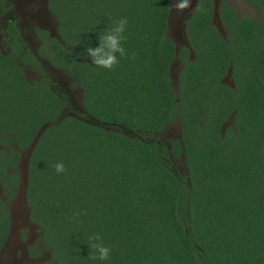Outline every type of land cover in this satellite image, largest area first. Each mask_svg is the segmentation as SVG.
I'll return each mask as SVG.
<instances>
[{"label": "trees", "instance_id": "16d2710c", "mask_svg": "<svg viewBox=\"0 0 264 264\" xmlns=\"http://www.w3.org/2000/svg\"><path fill=\"white\" fill-rule=\"evenodd\" d=\"M247 1L260 22L219 3L224 38L213 0H197L185 21L194 55L179 49L174 87L171 0H49L60 38L38 54L64 72L69 90L82 88V109L27 49L11 52L40 80L0 53V250L21 156L46 124L26 186L30 219L49 254L35 264H264V0ZM122 17L128 58L117 54L112 70L99 68L84 50ZM174 119L180 137L167 145L161 137ZM61 161L66 172L57 174ZM93 233L110 246L108 260L89 259Z\"/></svg>", "mask_w": 264, "mask_h": 264}, {"label": "flooded vegetation", "instance_id": "af4514ba", "mask_svg": "<svg viewBox=\"0 0 264 264\" xmlns=\"http://www.w3.org/2000/svg\"><path fill=\"white\" fill-rule=\"evenodd\" d=\"M196 3L197 0H191L190 12L189 9L185 10V16L178 20V26L175 28L171 25L170 11L167 33L175 43L176 54L169 74L170 78L176 81H178L179 72L183 66L182 61L178 58L179 49L182 46H186L188 47L189 57L192 58L194 55L185 30V21L191 16L196 7ZM48 4L49 0H0V53L3 55L11 54L18 64L23 65V71L28 80H40L41 75L32 65H24L20 59L19 61L17 60L18 56L11 52L12 50L18 51L19 47L27 49L34 55L41 68L46 72L47 77L56 83V90L65 92L71 97L73 108H75L74 98L68 92L69 81H66V83L60 80L61 78H55L56 72L62 75H64V72L52 67L47 59L40 57L38 54L39 49L43 44L47 43L50 37L60 38L57 31V24L54 20L55 18ZM214 25L225 38L224 27H219L215 23ZM18 53L20 55V52ZM63 110L69 112L68 108H64ZM222 130L224 131V127ZM27 259V257L23 256L20 258H10L6 264H25Z\"/></svg>", "mask_w": 264, "mask_h": 264}, {"label": "rangeland", "instance_id": "374dc122", "mask_svg": "<svg viewBox=\"0 0 264 264\" xmlns=\"http://www.w3.org/2000/svg\"><path fill=\"white\" fill-rule=\"evenodd\" d=\"M220 2L231 4L241 16L248 14L255 21H261L259 9L247 0H219V3ZM188 9L190 12V8ZM185 14V11L183 13H177L174 9L171 8V25L174 26V28L177 27L178 20L181 17L185 16ZM29 74L32 75L31 73ZM55 74L56 79L61 78L60 80L64 82L70 81L67 76L62 75L61 73L56 72ZM226 80L227 82H230L228 77ZM171 82L174 87H177V81L175 79L171 78ZM68 92L72 94L77 109L81 110L83 102L82 88L78 86L77 88L70 89ZM180 133L181 128L179 126V122L177 119H174L163 132L161 139L165 142V144L170 145V141L174 138L180 137ZM27 156L28 152H24L23 158L25 159ZM174 165L178 168V170H180L181 173L186 174V166L182 158H174ZM8 205L11 216V227L7 240L0 250V264H6L10 258H20L22 256L28 258L25 264H35L43 259L48 258V250L43 251V249L41 248L40 232L38 227L30 219V213L27 207V203H25L23 199L17 200L16 198H14L13 200L8 202ZM34 245L42 250L39 256H33L29 252V247Z\"/></svg>", "mask_w": 264, "mask_h": 264}, {"label": "clouds", "instance_id": "9594fccd", "mask_svg": "<svg viewBox=\"0 0 264 264\" xmlns=\"http://www.w3.org/2000/svg\"><path fill=\"white\" fill-rule=\"evenodd\" d=\"M191 0H172L171 8L177 13H183L186 9L190 8ZM196 11H203L202 8ZM128 20L122 17L114 21L111 27H107L100 31L98 34V46H87L84 54L91 58L92 64L99 68L112 70L118 63V55L120 58H128L127 50L122 46V41L126 39L124 36L125 26ZM131 59H135L133 53ZM57 174L66 172L64 163L57 162L53 165ZM87 212H84L86 215ZM76 215H80L79 212ZM87 245L90 249L89 259L106 261L110 258L111 248L106 245L99 233H93L88 236Z\"/></svg>", "mask_w": 264, "mask_h": 264}, {"label": "water", "instance_id": "95a60500", "mask_svg": "<svg viewBox=\"0 0 264 264\" xmlns=\"http://www.w3.org/2000/svg\"><path fill=\"white\" fill-rule=\"evenodd\" d=\"M214 4H213V16H212V20L213 22L219 26L222 27L221 22H220V17H219V0H213ZM229 74V72H228ZM227 74V76L225 77V81H227V77L229 76ZM229 78V77H228ZM46 124L43 125L41 127V130L37 133L36 137L34 138L30 149L27 150L26 152H28V156L24 159L23 158V154L21 156V160L19 162L18 168H19V172H20V184H19V189L16 193V199L17 200H24V202L26 203V186H27V175H28V161L31 155V149L32 147L35 145L37 139L39 138V136L41 135L42 131L46 128Z\"/></svg>", "mask_w": 264, "mask_h": 264}]
</instances>
